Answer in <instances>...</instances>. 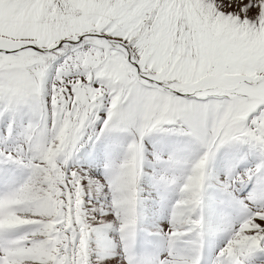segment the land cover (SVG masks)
I'll return each instance as SVG.
<instances>
[{"label":"snow or ice","instance_id":"obj_1","mask_svg":"<svg viewBox=\"0 0 264 264\" xmlns=\"http://www.w3.org/2000/svg\"><path fill=\"white\" fill-rule=\"evenodd\" d=\"M0 264H264V0H0Z\"/></svg>","mask_w":264,"mask_h":264}]
</instances>
